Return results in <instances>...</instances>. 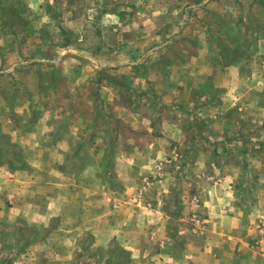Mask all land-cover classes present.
<instances>
[{
  "label": "rangeland",
  "instance_id": "374dc122",
  "mask_svg": "<svg viewBox=\"0 0 264 264\" xmlns=\"http://www.w3.org/2000/svg\"><path fill=\"white\" fill-rule=\"evenodd\" d=\"M5 56L10 60L5 68L11 72L0 75V86L9 88L23 80L34 88L35 82H42L46 88L38 91L44 103L68 99L76 110L89 106V114L98 108L104 111L102 97H107L111 104L106 106V121L100 113L93 127L108 133V149L101 154L108 188L128 190L116 171L115 159L140 155L115 153L110 145H143L149 134L157 136L176 128L182 147H203L214 160L222 161V169L235 178L233 190L240 207L245 194L264 203V0H0V64ZM35 56L41 59L42 73L38 67L16 69L18 62L29 64ZM11 90L0 89V98ZM198 99L202 103H196ZM186 113L187 120L182 121ZM116 132L120 136L115 139ZM175 156L165 154L156 163V173L141 174L134 200L153 209V192L163 194L168 187L164 206L168 201L170 220L183 216L200 225L194 212L203 210L198 211L195 204L189 205L190 216L170 205L175 201L169 196L184 190L180 179L196 154L182 152V159ZM74 157L79 167L92 158L99 161L96 153ZM202 162L208 165L207 160ZM200 178L211 181L203 173ZM7 198L11 207L12 200ZM116 201L111 199L113 207L119 205ZM158 210L164 215L162 208ZM260 220L255 225L264 236V221ZM32 230L30 226L20 230L17 222L8 227L0 221V264H12L24 253L16 247L20 237L24 240L20 231L33 238ZM151 230L149 240L153 242L158 233ZM81 242L88 247L78 251V264L160 263L150 253L135 257L126 247L115 255L119 250L115 244L110 249L112 256L107 254L104 261L91 234H85Z\"/></svg>",
  "mask_w": 264,
  "mask_h": 264
},
{
  "label": "crops",
  "instance_id": "0c3cea01",
  "mask_svg": "<svg viewBox=\"0 0 264 264\" xmlns=\"http://www.w3.org/2000/svg\"><path fill=\"white\" fill-rule=\"evenodd\" d=\"M9 61V56L3 58L0 75L11 72L10 68H5ZM18 63L12 67H21L20 70L38 67V72L42 73L40 57L35 56L29 64ZM44 86L42 82H35L33 88L23 80L9 88L0 86L4 90L12 88L0 98L3 105L0 108V184L3 186L0 221L8 223V227L17 222L20 230L30 226L34 233L30 238L20 231L24 240L20 237L16 247L24 253L21 251L12 264H78V251L88 247L81 242L85 234L95 238L94 247L104 261L107 254L112 256L115 244L116 250L119 249L115 255L126 247L135 257L150 253L159 264H264V236L255 225L260 218L264 221V203L245 194L240 207L233 190L235 178L228 170H223L222 161L214 160L211 151L194 148L191 144L182 147L181 133L176 128L157 136L151 133L150 139L139 146L118 141L117 145H110L112 152L140 155L115 159L116 171L124 178L125 183H122L128 185V190L108 188L101 165V154L108 149V133L100 126L93 127V122L100 120V113L106 121L105 110L110 103L107 97H102L104 111L98 108L95 114H89L86 112L89 106L86 110H76L72 108L74 102L68 99L44 103L38 91L44 90ZM31 88L33 91L29 92ZM196 103L202 101L198 99ZM181 117L182 121L187 120V113ZM210 119L214 120V114H210ZM118 136L116 132L115 139ZM230 147L227 145V149ZM182 152L196 156L190 158V169L184 171L186 175L180 179L184 190L168 199L173 198L175 202L170 205L180 214L183 211L191 214L188 210L191 204H195L198 211L203 210L194 212L202 221L196 226L183 216L170 220L172 213L166 210L168 201L164 206V198L170 193L168 187V192L163 194L153 192V209H145L133 197L142 173H156V163L164 160L165 154L174 153L178 156L174 159H182L179 157ZM76 153H96L99 161L92 158L79 167L74 162ZM143 159L146 161L142 162ZM202 160H207L208 165ZM201 173L209 175L211 181L200 178ZM41 186L49 189L43 190ZM7 194L12 197L7 198ZM6 198L12 200L11 207L6 204ZM112 198L117 199L119 205L116 203L113 207ZM150 229L158 233L153 242L149 240ZM41 234L48 235L40 239ZM154 244L157 248H152ZM27 253L36 256L33 259Z\"/></svg>",
  "mask_w": 264,
  "mask_h": 264
},
{
  "label": "trees",
  "instance_id": "16d2710c",
  "mask_svg": "<svg viewBox=\"0 0 264 264\" xmlns=\"http://www.w3.org/2000/svg\"><path fill=\"white\" fill-rule=\"evenodd\" d=\"M67 44V43H66ZM69 44V43H68Z\"/></svg>",
  "mask_w": 264,
  "mask_h": 264
}]
</instances>
